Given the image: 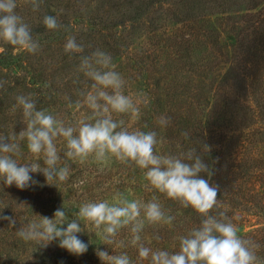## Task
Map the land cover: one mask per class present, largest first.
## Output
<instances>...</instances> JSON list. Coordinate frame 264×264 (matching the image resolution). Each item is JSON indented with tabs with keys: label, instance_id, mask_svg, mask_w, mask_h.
<instances>
[{
	"label": "rangeland",
	"instance_id": "1",
	"mask_svg": "<svg viewBox=\"0 0 264 264\" xmlns=\"http://www.w3.org/2000/svg\"><path fill=\"white\" fill-rule=\"evenodd\" d=\"M36 2L39 7L33 10L32 0H16L14 12L29 26L33 40L40 45L39 49L30 53L0 38V53L13 57L12 64H0V136L12 137L11 142L19 144L20 154L13 158L20 164L39 163L41 167H46L43 154L37 156L31 153L27 139L19 137L20 131L26 128V121L23 107L16 98L30 96L36 102L37 110H46L63 120L66 126H75L80 119L91 116L93 112L86 104L79 109L76 107L78 101L83 104L82 94L92 91L95 83L81 70V58L97 50L105 52L111 57L113 70L120 73L125 81L123 93L132 97L139 109L135 115L110 110L112 118L123 120L129 131L156 132L158 143L155 151L159 155L180 156L189 149H196L215 173L210 182L215 185L217 180L220 182L219 189L223 187L228 190L227 194L231 191L238 194L235 205L229 196L222 199L218 194L222 207L213 209L211 214L226 208L227 217L239 229L238 235L258 245L255 249L257 264H264V230L253 234L256 228L264 229V161L252 160L251 156L255 153L250 152L254 146H258V150L264 147V126H260L262 130L252 129V143L248 144L250 149L242 161L244 166L240 164L231 168L226 164L216 173L219 169L216 155L219 147L210 133L216 126H224L223 118L226 116L223 105L214 106L216 96L213 92L219 90V82L225 81L223 78L229 61L221 57L212 70L207 68L211 52L230 50L228 44L237 34V25L231 22L239 21L241 15L247 12L255 14L264 10V0H260L257 6L249 0H232L233 4L225 9L211 7L207 3L203 9L191 8L187 0ZM49 15L57 19L59 28L48 29L44 25V17ZM199 15H203L205 20L231 17L229 22L222 20L218 23L220 45L227 46L216 50L212 47L210 33L213 23L195 24ZM193 24L200 31L192 28ZM187 33H192L195 41L178 46L177 38ZM69 36L76 38V42L83 46V52H65ZM193 89L195 93L192 94L200 96L203 104L197 114L190 112L186 116L178 110L180 100L191 95ZM106 91L111 93L112 90L109 88ZM161 117L167 123L162 124ZM54 143L60 155L58 167L68 166L69 176L65 181L54 179L50 183L55 185H51L42 172L32 173L39 184L23 190L15 187V201L0 200V215L13 216L17 220L16 225L10 227L8 221L0 219V264L33 261L37 264H99L98 248L107 250L110 255L114 252L116 255L126 253L134 261L139 257L140 244L153 251H179L180 237L188 234L177 230L184 220H195L193 228L200 226V213L155 189L146 179L147 169H141L134 161L122 162L111 154L104 160H97L94 153L83 159H70L65 155L67 141L57 137ZM205 144L211 146V152L204 151ZM201 175L209 178L206 173ZM117 193H123L130 201L144 203L155 198L165 213L175 219L170 224L162 221L149 223L142 212L140 219L144 220V227L139 233L141 240L136 245L131 243V225L121 228L113 242L108 244L104 239V225L97 229L91 222L81 221L85 231L77 235L89 244L88 251L82 255L69 253L59 247L58 241V246L52 250L51 245L43 247L36 241H25L17 235L19 227L39 222L41 215L51 218L56 209L64 208L68 219H72L83 203L105 200L113 203ZM14 206L17 215L11 214ZM62 227L66 228L67 223ZM157 236L160 238L156 239ZM148 259L151 260L150 257ZM139 262L134 263L149 264L144 260Z\"/></svg>",
	"mask_w": 264,
	"mask_h": 264
},
{
	"label": "clouds",
	"instance_id": "2",
	"mask_svg": "<svg viewBox=\"0 0 264 264\" xmlns=\"http://www.w3.org/2000/svg\"><path fill=\"white\" fill-rule=\"evenodd\" d=\"M32 5L33 10L39 7L36 0H32ZM16 6V0H0V38L35 53L40 45L33 40L29 26L15 14ZM43 22L48 29L60 27L54 16H45ZM65 52L81 53L83 46L76 42L74 36H69ZM80 68L95 83L92 91L82 94L83 104L78 101L76 107L79 109L86 104L93 112L91 116L80 119L75 126H66L63 120L46 110H37L36 102L30 96L16 98L23 107L26 121V128L20 131L19 137L27 139L31 153L37 156L43 154L46 167H41L39 163H18L13 156L20 154L19 144L11 142L12 137L0 136V177L3 183L28 189L39 184L31 175L38 172L43 173L48 184L55 185L50 183L54 179L65 181L69 176V167H58L60 155L54 143L57 137H63L67 141L65 155L68 158L83 159L94 153L97 160H104L111 154L122 162L134 161L141 169H147L146 179L155 189L201 214L200 226L193 228L187 236L180 237L179 251H153L140 244L141 259L150 257L151 264H257L255 249L258 245L238 235L239 229L227 217V209L211 214L213 209L222 207L217 199L219 186L210 182L215 173L196 149H189L180 156L159 155L155 151L158 143L156 132L129 131L123 120L112 118L110 110L135 115L139 109L132 97L123 93L125 81L120 73L113 70L110 55L97 50L81 58ZM109 88L111 93L106 91ZM160 122L164 124L167 120L161 117ZM203 148L205 152L212 150L209 144ZM201 173H206L209 178ZM113 200V203L107 200L83 203L72 219H68L64 208H58L51 218L41 215L39 222L19 227L17 235L25 241H36L43 247L58 241L59 247L69 253L82 255L88 251L89 244L77 235L85 231L81 221H89L97 229L104 225V239L108 244L113 242L121 228L131 225V243L136 245L141 240L139 233L144 227V220L140 219L142 212L149 223L162 221L170 224L175 219L165 213L155 198L144 203L130 201L123 193H117ZM0 219L8 221L10 227L17 223L13 216L0 215ZM65 223L66 228L62 227ZM96 254L104 264H132L126 253L110 255L107 250L98 248Z\"/></svg>",
	"mask_w": 264,
	"mask_h": 264
},
{
	"label": "trees",
	"instance_id": "3",
	"mask_svg": "<svg viewBox=\"0 0 264 264\" xmlns=\"http://www.w3.org/2000/svg\"><path fill=\"white\" fill-rule=\"evenodd\" d=\"M249 1H252L253 5L257 6L260 0ZM187 2L190 3L191 8L197 7L202 9L206 7V3L211 7H222V9L233 4L232 0H187ZM230 18L231 17L229 16L227 18L221 17L205 20L203 15H199L198 18H196L197 22H195V24L198 22L199 24H202V22L205 21L207 24L208 21L213 23L210 36L212 47L216 50L217 48L227 46V44H224L223 46L220 45L218 23L222 20L229 22ZM231 23L237 25V34L233 37L232 42L228 44L230 50L226 52L222 51V49H218V52H211L207 63V68L212 70L221 57H225L227 61H229L228 70L223 78L225 81L222 83L219 82V90L213 92V96H216L214 99V106L220 104L223 105L226 116L223 118L225 121L223 122L224 126H216V129L210 133L214 139V143L216 142L219 147L218 152L216 153L219 158V169L217 168L216 173L218 171L220 172V169L226 164H228V166L231 165V168L232 166L237 167L240 164L243 165L242 161L244 160V156L247 155V150L250 149L248 144L252 143L250 141L251 132H253L252 129L255 127L256 129L254 130L258 131L261 125L264 126V10L256 12L255 14L247 12L241 15L239 21L233 20ZM195 24L191 27L200 31ZM193 41H195V39L192 36V33H187L186 35L177 38V45L182 46L190 44V42ZM6 63L12 64L13 57L0 53V64L6 65ZM198 68H195L196 71H198ZM214 79L216 78L214 77ZM210 85L212 86V84ZM194 91L195 90L193 89L191 95H188L186 98L182 96L184 99L180 100L181 107L178 108V110H182V114L186 116H188L190 112L197 114L199 108L203 104L200 96L192 94L195 93ZM184 95H186V92ZM189 97L191 100H189ZM194 97L196 100H193ZM178 116L179 115H177V117ZM260 129L262 130V128ZM257 148L259 147L254 146L251 148L250 152L255 153L251 156V159L263 162L264 147L260 150ZM0 182V188L2 189L0 200L11 199V201H15V197H13V190L16 187L15 184L12 186L5 185L2 177H0ZM215 183L217 185L219 183L220 185V182H217V180H215ZM255 187L256 186H254V189ZM227 191L228 190L223 187H220L218 194L222 199H227L229 196L231 203L235 205V199L238 197L237 192L231 191V193L227 194ZM35 197L37 198L36 195ZM15 207L16 206L11 209V214L13 215L18 214L14 212ZM24 207H26V204ZM195 225V220H184L182 226H177V230L189 233ZM263 230L264 229L262 228H256L253 231V234H258V232H262ZM49 245H51L50 247L52 250H55L56 246H58L56 241ZM113 255H116V253L114 252ZM140 260L147 261L151 264L150 259H141L140 257L134 261H130L132 264H138L134 262H139ZM26 264H37V262H27ZM99 264H104V262L100 260Z\"/></svg>",
	"mask_w": 264,
	"mask_h": 264
}]
</instances>
